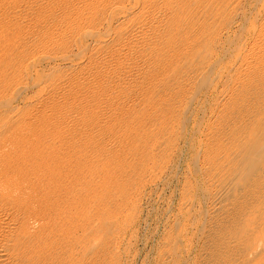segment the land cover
Instances as JSON below:
<instances>
[{"label": "rangeland", "instance_id": "rangeland-1", "mask_svg": "<svg viewBox=\"0 0 264 264\" xmlns=\"http://www.w3.org/2000/svg\"><path fill=\"white\" fill-rule=\"evenodd\" d=\"M36 1H32L38 13L33 10L31 16L30 77L20 78L18 65L7 102L0 104V172H8L2 173L0 185L5 186L0 192L6 186L10 191L16 187L22 197L21 204L12 195V203L8 195L14 191L1 193L6 198L0 203L9 202V207L0 204V264H264V236L255 226L256 217L249 221L251 226L235 225L246 206L240 201L259 199L244 189L229 193L230 198L213 207L219 193L215 190L223 185L218 181L228 177V168L238 167V162L228 155L210 161L219 148L225 152L246 145L248 123L253 131L264 124V0H210L221 2L213 12L203 10L206 0ZM124 8L137 13L134 10V17L122 20ZM42 9L45 13L39 12ZM112 9L114 14L120 10L117 16ZM199 9L203 12L198 19ZM37 21L44 23L39 26ZM47 22L53 23L51 28ZM83 29L96 30L93 36H102L104 43L97 46L86 34L79 46L77 37ZM137 29L142 31L136 33ZM204 70L207 78L199 80ZM6 80L0 83L7 84ZM6 147L19 151L14 154ZM18 161L23 171L15 169ZM258 172L248 175L250 181L264 186ZM21 188L31 191V197ZM24 195L35 201L28 205ZM25 204L32 209L24 213ZM226 209L228 215L213 222L216 211ZM11 213L18 218L9 217ZM33 215L49 220L40 219L48 225L34 231L41 241L30 232L33 237L25 235L31 240L23 236ZM15 230L23 234L18 238L24 237L23 245L15 242ZM11 232L15 241L7 237ZM250 233L262 241L248 256L236 247ZM44 243L47 249L41 250ZM23 246H31L23 249L29 253L26 256ZM34 252L39 257L32 256Z\"/></svg>", "mask_w": 264, "mask_h": 264}, {"label": "bare ground", "instance_id": "bare-ground-1", "mask_svg": "<svg viewBox=\"0 0 264 264\" xmlns=\"http://www.w3.org/2000/svg\"><path fill=\"white\" fill-rule=\"evenodd\" d=\"M32 1H35V2H37L36 0H0V81H3V79H8V81L6 80V82H7V84H4V83H0V104H2L4 101H6V97H7V95L9 94V92L11 91L10 89V87H11V85H12V83H11V81H10V79H11V77H14L15 76V74H16V71H17V67H18V65H20L19 66V69H20V78H25V80H27L29 77H30V56H29V52H30V50H31V41L33 40H31V33L34 31H32L31 32V30L33 29H31V26H33V25H31V21H32V19H31V16H33L32 15V13H33V10H34V12H36V13H38V10H36V9H38V8H36V9H34L33 8V6H35L34 4H36V3H34L33 5H32ZM42 1V0H41ZM40 1V2H41ZM48 1V0H47ZM85 1V0H84ZM100 1V0H99ZM103 1V0H102ZM108 1V0H107ZM111 1V0H110ZM155 1V0H154ZM213 1V0H212ZM211 1V2H212ZM214 1H217V0H214ZM230 1H232V0H230ZM47 3L46 2V0H44V1H42V3ZM138 2V1H137ZM206 2L207 3H205L204 1H203V4L201 3V5H202V7H203V10H205L206 12L207 11H212L213 12V10H216V9H218L220 6H221V2L220 3H218V4H214V3H208V2H210V0L209 1H207L206 0ZM218 2V1H217ZM217 2H215V3H217ZM90 3H91V1H90ZM102 3V2H101ZM107 3V2H106ZM105 3V4H106ZM223 3V2H222ZM232 3V2H231ZM230 3V4H231ZM233 3L234 4H236L237 2H235V1H233ZM232 3V4H233ZM38 5H39V2L37 3ZM88 4V3H87ZM95 5H96V3H94ZM146 4V3H145ZM150 4V3H149ZM154 4V3H153ZM37 5V6H38ZM102 5V4H101ZM104 5V4H103ZM102 5V6H103ZM157 5V4H156ZM218 5H220L219 7H218ZM36 6V7H37ZM97 6V5H96ZM106 6V5H105ZM107 6H109V5H107ZM114 6V5H113ZM143 6V5H142ZM39 7V6H38ZM153 7V6H152ZM218 7V8H217ZM224 7V6H223ZM94 8V7H93ZM121 8V7H120ZM154 8H155V6H154ZM221 8V7H220ZM39 9H41V7H39ZM50 9V8H49ZM53 9V8H52ZM85 9V8H84ZM111 9V8H110ZM115 9H117V7L115 8ZM125 9V14H124V17L123 16H121V18H122V20L124 19V20H126L127 18H129V17H131L132 15H135L134 13H135V9H126V8H124ZM137 9V8H136ZM87 10V9H86ZM102 10V9H101ZM113 10V9H112ZM111 10V13L112 14H114L113 12H115L114 10L112 11ZM135 10V11H134ZM149 10V9H148ZM148 10H147V12H148ZM154 10V9H153ZM158 10V9H157ZM185 10H188V12L186 11V13H188L189 14V10L190 9H185ZM200 10V9H199ZM199 10H197V12L199 11ZM203 10H200L198 13H197V15L195 14V12H194V14L198 17V19L200 18V12L202 11L203 12ZM57 11H59L58 10V8H57ZM57 11H55L54 13H56ZM107 11H109V9L107 10ZM117 11H120V10H117ZM117 11H116V13H117ZM158 11H160V10H158ZM192 11H194V10H192ZM191 11V12H192ZM204 11V12H205ZM40 13H42L43 12V9L42 10H40L39 11ZM87 12V11H86ZM157 12V11H156ZM161 12V11H160ZM160 12H157V13H160ZM183 12V11H182ZM201 12V13H202ZM39 13V14H40ZM43 13H45V12H43ZM103 13V12H102ZM116 13L114 14L115 16H117L116 15ZM122 13V12H121ZM136 13H137V11H136ZM156 13V14H157ZM33 14H35V13H33ZM60 14V13H59ZM104 14V13H103ZM106 14H108V12H106ZM105 14V16H107ZM190 14H192V17H195V16H193L194 14H193V12L192 13H190ZM58 15V14H57ZM110 15V14H109ZM143 15V14H142ZM142 15H141V17H142ZM160 15V14H159ZM203 15H204V13H203ZM206 15V14H205ZM212 15V14H211ZM38 16V17H37ZM39 16L40 17H42L43 16V14H42V16H41V14L40 15H36V17L38 18L37 20H39V22H40V19H39ZM83 16V15H82ZM88 16H89V14H88ZM113 15H111V17H112ZM145 16H146V14H145ZM154 16V15H153ZM156 16H158V15H155V17ZM187 16V15H186ZM201 16H202V14H201ZM44 17H47V16H45L44 15ZM85 17V16H84ZM103 17V16H102ZM132 17H134V16H132ZM138 17V16H137ZM144 17V16H143ZM159 17V16H158ZM161 17V16H160ZM167 17V16H166ZM209 17V16H208ZM35 20H36V18L35 17H33ZM48 18V17H47ZM145 18H147V16L145 17ZM144 18V19H145ZM149 19H150V17H148ZM168 18H169V16H168ZM196 18V17H195ZM46 19V18H45ZM64 19V18H63ZM87 19V18H86ZM139 19H141V21H139V22H144V20L142 21V18H139ZM170 19V18H169ZM49 21V19H46V21ZM148 20V19H147ZM146 20V21H147ZM43 21H45V20H43ZM42 21V22H43ZM46 21H45V23H46ZM51 21V20H50ZM106 21V20H105ZM120 21V20H119ZM135 21V20H134ZM137 21H138V19H137ZM137 21H135V22H137ZM149 21V20H148ZM34 22V21H33ZM38 22V21H37ZM38 22V23H39ZM42 22H41V24L39 25V26H42ZM94 22V21H93ZM133 22V21H132ZM139 22H137V23H139ZM36 23V22H35ZM37 23V24H38ZM44 23V22H43ZM48 23V22H47ZM76 23V22H75ZM80 23V22H79ZM84 23V22H83ZM87 23V22H86ZM130 23V22H129ZM190 23V22H189ZM50 23H48V25H49ZM53 24V23H52ZM52 24H50L48 27H52ZM72 24V23H71ZM74 24V23H73ZM126 24H127V22H126ZM159 24V23H158ZM47 25V24H46ZM79 25V24H78ZM136 25V24H135ZM144 25V24H143ZM54 26H56V24L54 25ZM92 26V25H91ZM131 26V25H130ZM134 26V25H133ZM43 27H45V25L43 26ZM47 27V26H46ZM47 27V28H48ZM63 27V26H62ZM66 27V26H65ZM78 27V26H77ZM83 27V26H82ZM138 28H139V26H137ZM137 27H135L134 26V28H137ZM140 27H141V25H140ZM188 27V26H187ZM36 28H38L39 29V27L37 26ZM41 29H42V27H40ZM47 28H45V29H47ZM123 28V27H122ZM68 29V28H67ZM115 29V28H114ZM42 30H44V29H42ZM48 30V29H47ZM51 31H52V29H50ZM50 30H48V31H50ZM57 30V29H56ZM91 30V29H90ZM90 30H85V29H83L82 30V32H81V34H79V37H77V38H79V41H77L78 42V44H79V46H81V40H80V37L81 36H83L84 37V35H86V34H88V36L89 37H93L92 39L94 40V44H97V46H98V44H101L102 45V43H104V41H105V38H103L102 36H93V34H95L94 32H96V30L95 31H90ZM133 30V29H132ZM136 30V29H135ZM135 30H133L134 31V35H135ZM139 29H137V31H138ZM141 30V29H140ZM140 30L137 32L136 31V33H140ZM39 31H40V29H39ZM50 31V32H51ZM55 31V30H54ZM71 31V30H70ZM142 31V30H141ZM42 32V31H41ZM45 32V31H44ZM44 32H42L43 34H42V36L43 35H45L44 34ZM47 32V31H46ZM119 32V31H118ZM126 32H128V34L130 35V30H128V31H126ZM132 32V31H131ZM63 33V32H62ZM116 33V32H115ZM123 32H121V34H119V35H123L122 34ZM59 34V33H58ZM64 34V33H63ZM127 34V33H126ZM126 34H125V36H126ZM127 34V35H128ZM264 34V33H263ZM33 35V34H32ZM49 35V34H48ZM48 35H46V36H48ZM65 35V34H64ZM63 35V36H64ZM107 35H108V33H107ZM149 35V34H148ZM45 36V37H46ZM62 36V35H61ZM131 36L133 37V35H132V33H131ZM131 36H129V37H131ZM41 37V36H40ZM44 37V36H43ZM83 37H81V38H83ZM123 37V36H122ZM126 37H128V36H126ZM128 37V38H129ZM32 38H33V36H32ZM48 38H50V35H49V37ZM144 39H145V37H143ZM40 39V38H39ZM44 39V41H45V38H43ZM42 39V40H43ZM135 39V38H134ZM140 39V38H139ZM148 39V38H147ZM146 40V39H145ZM188 40V39H187ZM44 41H42L43 43H44ZM47 41V40H46ZM33 42V41H32ZM36 42H38V41H36ZM40 42H41V40H40ZM41 42V43H42ZM83 42V41H82ZM123 42V41H122ZM146 42H148V41H146ZM43 43H42V45H43ZM47 43H48V41H47ZM52 43V42H51ZM93 43V42H92ZM186 43V42H185ZM139 44V43H138ZM76 45H77V43H76ZM130 46V45H129ZM102 47V46H101ZM126 47V46H125ZM141 47V46H140ZM154 47V46H153ZM152 47V48H153ZM114 48V47H113ZM82 49V48H81ZM118 49V48H117ZM186 49V48H185ZM18 50H21L22 52H20V53H18ZM86 50V49H85ZM92 50H94V49H92ZM91 50V51H92ZM119 50V49H118ZM121 50V49H120ZM97 51V50H96ZM117 51V50H116ZM122 51H125V49L123 50V48H122V50H121V52ZM97 53V52H96ZM125 53V55H126V52H124ZM124 53H122L123 55H124ZM176 53V52H175ZM85 54V53H84ZM118 54H120V52H118ZM118 54H117V57H118ZM121 54V55H122ZM128 54V53H127ZM171 55H174V54H171ZM58 57V56H57ZM89 57L90 56H88L87 58L89 59ZM121 57V56H120ZM172 57V56H171ZM174 57V56H173ZM104 58V57H103ZM122 58L123 59H125L123 56H122ZM136 58V57H135ZM21 59V60H20ZM108 59V58H107ZM19 60H20V62H19ZM83 61V60H82ZM185 61V60H184ZM80 62V61H79ZM78 62V63H79ZM148 62V61H147ZM170 62H171V60H170ZM83 63V62H82ZM95 63V62H94ZM105 63V62H104ZM110 63V62H109ZM108 63V64H109ZM81 64V63H80ZM85 64V63H84ZM114 64V63H113ZM78 65V64H77ZM88 65V64H87ZM107 65V64H106ZM121 65V64H120ZM127 65V64H126ZM33 67V66H32ZM84 67V66H83ZM203 67V66H202ZM111 69V68H110ZM206 69V68H205ZM158 70V69H157ZM192 72H193V70H192ZM195 72H196V70H195ZM200 72V71H199ZM198 72V73H199ZM201 72H203L202 74H200V76H199V80H200V78L201 79H203V81H204V78H207V77H205V74H204V72H205V70L204 71H201ZM200 72V73H201ZM71 73V72H70ZM206 73V72H205ZM158 74V73H157ZM156 74V75H157ZM207 74V73H206ZM191 75V74H190ZM110 76V75H109ZM207 76V75H206ZM78 77V76H77ZM188 77V76H187ZM2 79V80H1ZM100 81V80H99ZM181 81V80H180ZM183 81V80H182ZM202 81V82H203ZM250 81V80H249ZM5 82V81H4ZM5 82V83H6ZM247 82H248V80H247ZM181 83V82H180ZM245 83V82H244ZM100 84V83H99ZM207 84H208V82H207ZM15 85V84H14ZM73 85V84H72ZM203 85V84H202ZM243 86H244V84H243ZM21 87V86H20ZM64 88V87H63ZM157 89V88H156ZM182 89V88H181ZM251 89V88H250ZM13 90H15L14 88H13ZM249 92V91H248ZM12 93H14V92H12ZM249 94V93H248ZM185 96V95H184ZM187 96V95H186ZM8 97H10V96H8ZM252 97V96H251ZM25 98V97H24ZM192 98V97H191ZM61 101V100H60ZM7 102V101H6ZM157 102H158V100H157ZM5 103V102H4ZM10 105V104H9ZM2 106V105H1ZM155 106V105H154ZM4 107V106H3ZM2 108V107H1ZM0 108V109H1ZM7 109L9 108V106H7L6 107ZM4 110H5V108H3ZM236 116V115H235ZM10 118V117H9ZM112 118V117H111ZM239 121V120H238ZM243 121V120H242ZM17 122V121H16ZM242 125V124H241ZM255 125V123L252 125L251 124V128H253V126ZM256 126H257V124H256ZM245 128L247 129V131H246V134H245V136H243V139H244V142L246 143V145L244 144V145H242L241 144V146L240 147H236L235 149L233 148V150L232 151H223V148H219V154L218 155H216V154H214V155H211L210 156V161H216L217 159H219L220 157H222V156H229V157H232L231 159H232V161H235V159H237L236 161L238 162V167L236 166L235 168L233 167V168H231V169H229L228 168V177H225L226 175L223 173L224 172V170H223V172H222V174H224L225 176H223V177H225V178H223V179H225V182L223 181V179L222 180H219L218 182H223L222 184L223 185H221V186H218V184H220V183H218L217 185H215V186H218L219 187V190H215V188H214V190L217 192V191H219V193H218V195L216 196V198H214L215 200H214V202H213V207H216L219 203H221V205H222V202H223V200H225L226 198L228 199V198H230V194L232 193V192H237V193H239V191H241V190H246L247 189V191H250V193H252V194H254L256 197H257V200L259 201H257V202H253L251 199L250 200H248L249 198H243L242 199V201H240V204H241V202L244 204V205H246L245 206V208L243 209V212L241 213V218L238 220V221H236L235 219H233V221L235 220L236 221V223H235V225L237 226V227H241L242 226V224L243 225H246V226H251L252 225V222L249 224V221L253 218V217H256L254 220V222H255V226L256 227H259V229L261 230V233H262V236H264L263 234H264V186H260V184L259 185H257V184H253L251 181H252V178L250 179V176H248V175H251V173L252 172H254V170L256 171V169L257 170H259V172L258 173H260L259 175H261V181H263L264 180V176H263V174H264V129H263V132H261L262 134H258V132L260 131V130H262L261 128H264V124L261 126V125H259V127H255L254 126V128H256L257 130H255V131H253V130H248V128H249V123H248V125L247 126H245ZM253 128V129H254ZM2 130V129H1ZM18 130V129H17ZM12 131V130H11ZM2 132V131H1ZM1 132H0V135H1ZM6 132V131H5ZM19 133V132H18ZM15 134V133H14ZM3 136H4V134H2ZM244 135V134H243ZM26 137V136H25ZM242 139V140H243ZM248 140V142H246ZM9 143V142H8ZM10 144V143H9ZM247 144H249L248 146H247ZM6 145V144H5ZM27 145V144H26ZM7 146V145H6ZM9 147H12L13 148V146H11V145H8ZM28 146V145H27ZM6 148H8V147H6ZM12 148H11V150H12ZM18 148V147H17ZM6 151H7V149H5ZM11 150H9V148H8V151H11ZM231 150V149H230ZM6 152V153H8L9 155H13V153H14V151L12 150L11 152H13V153H9V152ZM17 151H19V149L17 150ZM16 151V153H18ZM227 152V153H226ZM2 153V152H1ZM16 153H14V154H16ZM36 155V154H35ZM48 155V154H47ZM239 155H242L241 157L239 156ZM38 156V155H37ZM14 157H15V155H14ZM209 157V156H208ZM9 157L7 156V160H10L11 158H9ZM39 158V157H38ZM223 160V159H222ZM221 160V161H222ZM224 160H226V159H224ZM11 161V160H10ZM17 161V159H15L14 158V162H16ZM231 161V162H232ZM1 162V161H0ZM12 162H13V160H12ZM21 162V161H20ZM19 161H18V164L20 163ZM23 162V161H22ZM227 164H228V161H225ZM236 162V163H237ZM6 163V162H5ZM17 163V162H16ZM37 163V162H36ZM225 163V164H226ZM230 163V162H229ZM12 164H15V163H12ZM18 164H17V166H15V167H13V169L15 168V169H20V170H22L21 169V164H19V166H20V168L18 167ZM225 164H224V166H225ZM25 165V164H24ZM236 165V164H235ZM1 166V165H0ZM13 166V165H12ZM219 166H222V164L221 165H219ZM18 167V168H17ZM24 167V166H23ZM218 167V166H217ZM228 167H231V166H228ZM10 168V167H9ZM219 169V168H218ZM221 169V168H220ZM4 170V169H3ZM6 170V169H5ZM4 170V171H5ZM226 170H227V167H226ZM23 171V170H22ZM21 171V172H22ZM214 171V170H213ZM25 172V171H24ZM22 173V174H24V176H25V173ZM263 172V173H262ZM1 173V178L0 179H2L4 176H3V174L2 173H4L3 171H1L0 172ZM6 173H8V172H6ZM6 173H4V175L6 174ZM19 173V172H18ZM216 173H217V171H216ZM10 174V173H9ZM17 174V173H16ZM14 175V174H13ZM211 175H212V172H211ZM218 175V174H217ZM255 175V174H254ZM258 175V176H259ZM7 176H8V174H7ZM215 176H216V174H215ZM13 176H11L10 178H12ZM16 177V176H15ZM214 177V176H213ZM247 178V180H246V182H245V180L243 179V178ZM221 178V177H220ZM220 178H218V179H220ZM258 177H256V181L257 180H259V179H257ZM6 179L7 178H5V181H6ZM16 179H17V177H16ZM23 179V178H22ZM210 179H212V178H210ZM226 179H228V181L226 180ZM12 181H15V182H17L16 180H13V179H11ZM20 180V179H19ZM18 180V181H19ZM213 180V179H212ZM251 180V181H250ZM254 180V179H253ZM260 180L258 181L259 183H260ZM3 181H4V179H3ZM7 181H9L8 179H7ZM4 182V183H8V182ZM21 181V180H20ZM214 181H215V179H214ZM242 181V182H241ZM15 182H13V183H15ZM24 181H22L21 182V184L23 183ZM36 182V181H35ZM0 183H3V182H1L0 181ZM18 183V182H17ZM213 183H217V182H212L211 183V185L213 184ZM257 183V182H256ZM11 185V184H10ZM63 185V184H62ZM257 185V186H256ZM2 186H3V184H2ZM5 186V185H4ZM4 186L3 187H1V185H0V187L1 188H4ZM29 186H31V185H29ZM8 187H9V185H8ZM13 187H15V186H13ZM21 187H22V185H21ZM25 187V186H24ZM66 187V186H65ZM218 187H217V189H218ZM0 188V189H1ZM11 188V187H10ZM20 188V187H19ZM33 188V187H32ZM9 190V188H7V186H6V188L4 189V191L5 190ZM12 189V188H11ZM18 189V188H17ZM17 189H16V187H15V190H11L12 192H13V194H11V196L10 195H8L7 194V191H6V194L5 193H3V192H0V195H1V193H3V194H5L6 196L8 195V199L10 198V199H12L11 197H12V195H13V200L15 199V202H16V200H21V198L18 196L19 194H18V191H17ZM24 189L25 188H23V190H22V188H21V190L22 191H24ZM1 190H3V189H1ZM20 190V189H19ZM30 190H32L31 188H30ZM10 191V190H9ZM10 191V192H11ZM25 191H27L26 189H25ZM24 191V193L26 194V192ZM75 191V190H74ZM246 191V192H247ZM11 192V193H12ZM20 192V191H19ZM28 192H30L31 193V191H27V193ZM33 192H34V190H33ZM214 192V191H213ZM23 192H22V194H24ZM30 193H28L29 194V196L31 195ZM72 193V192H71ZM75 193V192H74ZM230 193V194H229ZM241 193V192H240ZM3 194L1 195V197L0 198H3L4 197V199H2V200H5V198H6V196L4 195L3 196ZM10 194V193H9ZM27 194V195H28ZM33 194V193H32ZM34 195V194H33ZM212 195H215V193H213ZM29 196H25L24 195V197H29ZM35 196H37V193H35ZM70 196V195H69ZM31 197V196H30ZM34 197V196H33ZM46 197V196H45ZM250 198H253L252 196L250 197ZM260 198L262 199V200H260ZM7 199V200H8ZM10 199L8 200V201H10ZM31 199V198H30ZM61 199V198H60ZM213 199V198H212ZM254 199H256V198H254ZM1 200V201H2ZM6 200V201H7ZM13 200H11L12 201V203H14L13 202ZM27 201H28V205H29V202H33V200H34V198H33V200L31 199L30 201H29V198L28 199H26ZM25 200V201H26ZM5 201V202H6ZM7 201V202H8ZM10 201V202H11ZM18 201V203H21L22 201H20L19 202ZM23 201H24V199H23ZM35 201V200H34ZM210 201V200H209ZM249 201H252L254 204L252 205L251 204V202H249ZM38 202V201H37ZM12 203L10 204V206L12 205ZM17 203V202H16ZM27 203V202H26ZM31 203H30V205H31ZM211 203H212V201H211ZM1 204V203H0ZM6 204V203H5ZM4 201H3V204H1L3 207H4ZM9 204V202L6 204V206ZM22 204V203H21ZM35 203H33L32 205H34ZM38 204V203H37ZM225 204V203H224ZM1 205H0V208H2L1 207ZM26 206V204H25V208H26V210L25 209H23V211H24V213H25V211H27V209L30 207V206ZM31 205V206H32ZM12 206H14V204L12 205ZM19 206V205H18ZM22 206V205H21ZM21 206H19V208L18 209H21L20 207ZM45 206V205H44ZM71 206V205H70ZM212 206V205H211ZM224 206V205H223ZM8 207H9V205H8ZM23 207V206H22ZM33 207V206H32ZM32 207H30L31 209H32ZM243 207V206H242ZM5 208V207H4ZM13 210H14V208L16 209L17 208V206H14V208L13 207H11ZM24 208V207H23ZM211 208V207H210ZM225 208V207H224ZM224 208H221L222 210L224 209ZM227 208V207H226ZM3 209V208H2ZM8 209V208H7ZM6 209V210H7ZM30 209V210H31ZM1 210V209H0ZM6 210H2V211H6ZM17 210V209H16ZM22 210V209H21ZM21 210H19V211H21ZM218 210H220V208L218 209ZM218 210L216 211V212H214V213H216L217 215H215L214 213V216H212V217H215L216 216V218L214 219V221L213 222H215V220H217V219H220V218H224V217H222L224 214H225V216H226V214L228 215V213L230 212L229 210L227 211V209H226V211H221L220 213H218ZM10 211V210H9ZM23 211H22V213H23ZM240 211H242V208H241V210ZM240 211H239V213H240ZM6 212H8V210L6 211ZM17 212V211H16ZM30 213L31 212H33L32 210L31 211H29ZM29 212H28V214H29ZM236 212V211H235ZM5 213V212H4ZM18 213H21V212H18ZM53 213V212H52ZM65 213V212H64ZM63 212H62V214H64ZM8 214V213H7ZM12 214V213H11ZM27 214V215H28ZM32 214H34V213H32ZM32 214H30L31 215V217H32ZM62 214H60V215H62ZM3 215V214H2ZM30 215H28V216H30ZM59 215V216H60ZM5 216V215H4ZM14 216V213L12 214V216H10V214H9V217H13ZM21 216V215H20ZM19 216V217H20ZM24 216H25V214H24ZM58 216V215H57ZM258 216H259V218H258ZM14 217H17L18 218V216H14ZM27 217V216H26ZM35 216L33 215V220L32 221H28V219H27V222H29L27 225H28V229L25 227V225L24 224H21L22 225V227H23V225H24V227H25V229L27 230L26 232H24L25 230L23 229V230H21V228H20V230L22 231V233L24 234H21V233H16V231H19V230H15V232H13V233H16L15 235L17 236V238H16V236L14 237L13 235V233H12V235H8L7 237H9V239H10V237H14V238H16L17 239V241H15L14 240V238L12 239V241H15V242H17V243H19L20 242V240L21 239H23V238H21L20 240L18 239L19 237H20V235H23V236H25V237H28V236H26L25 234H30V233H32V235L34 236L35 235V237L37 238L39 235L37 234L38 233V231H36V234L38 235V236H36V234L34 233V231L35 230H37V229H39V227L40 226H42V225H45V224H41V222H39V221H43L44 222V219H39V217H36V218H38V220H35L36 218H34ZM71 217V216H70ZM1 218V217H0ZM16 218V219H17ZM23 218V216H21V219ZM25 218V217H24ZM23 218V219H24ZM28 218V217H27ZM227 218V217H226ZM13 219V218H12ZM26 219V218H25ZM231 219V218H230ZM3 220L5 221V220H8V219H4V217H3ZM30 220H31V218H30ZM67 220H69L68 218H67ZM222 220V219H221ZM13 221V220H12ZM19 221V220H18ZM21 222H22V220H20ZM49 221V220H48ZM48 221H45L44 223H48ZM75 221V220H74ZM211 221V219H210V222L213 224V222ZM234 221V222H235ZM14 222L16 223V221L14 220ZM23 222H24V220H23ZM26 222V223H27ZM42 222V223H43ZM207 222V221H206ZM205 222V223H206ZM216 222H218V223H220L219 221H216ZM7 223V222H6ZM15 223H13V224H15ZM17 223H19L20 224V222H17ZM209 223V222H208ZM232 223V225H233V222H231ZM4 224V223H3ZM8 224V223H7ZM1 225V224H0ZM40 225V226H39ZM46 225H48V224H46ZM46 225L45 226H43L44 228L46 227ZM216 225V224H215ZM218 225V224H217ZM235 225H233V226H235ZM239 225V226H238ZM3 226V225H2ZM16 226H18V225H16ZM20 226V225H19ZM210 227V225H207V227ZM4 227V226H3ZM23 227V228H24ZM65 227V226H64ZM206 227V228H207ZM7 227H5V229H6ZM37 228V229H36ZM43 228V229H44ZM3 229V228H2ZM10 229V228H9ZM12 229H16L15 227L13 228L12 227ZM11 229V230H12ZM66 229V228H65ZM41 230H42V227H41ZM32 231V232H31ZM39 231H40V229H39ZM28 232H30V233H28ZM41 232V231H40ZM47 232V231H46ZM6 233V232H5ZM34 233V234H33ZM45 233V232H44ZM19 236H18V235ZM52 234H53V232H52ZM70 234H72V233H70ZM4 235V234H3ZM31 235V234H30ZM29 235V236H30ZM31 235V236H32ZM55 235V234H54ZM69 235V234H68ZM28 237V239L30 238V240L32 239V237ZM22 237V236H21ZM69 237H71L72 239H73V234L72 235H69ZM242 237H243V235H242ZM40 238V236L38 237V239ZM231 238V237H230ZM233 238V237H232ZM10 239V240H11ZM25 239H27V238H25ZM24 239V240H25ZM27 239V240H28ZM38 239H36V240H38ZM62 239V238H61ZM69 239V238H68ZM226 239V238H225ZM259 239V238H258ZM258 239H256V238H253V236H252V234L250 233V234H248V237L243 241V242H241L240 244H238V246H237V242H236V248L237 249H240V250H244V253L245 254H249L248 256H250V255H253L255 252H256V250L258 249V247H257V245H258V242L259 243H261L260 241H262V239H264L263 237H262V239H260V240H258ZM4 240V239H3ZM5 240H6V238H5ZM18 240H19V242H18ZM23 240V241H24ZM27 240H25L26 242H27ZM30 240H28V241H30ZM70 240V239H69ZM233 240H235V239H233ZM243 240V239H242ZM39 241H41L40 239H39ZM228 241V240H227ZM3 242H6V241H3ZM31 242H33V241H31ZM34 242L35 243H38V242H36L35 241V239H34ZM45 242V241H44ZM66 242V241H65ZM70 242H72L71 240H70ZM69 242V243H70ZM16 243V244H17ZM40 243V242H39ZM41 243H43V241L41 242ZM223 243V242H222ZM229 243V242H228ZM2 244V243H1ZM4 244V243H3ZM16 244H14L15 246H16ZM23 244H24V242H23ZM23 244H21V242H20V245H23ZM29 244L30 245H33V244H31L30 242H29ZM29 244H28V242L26 243V245H28L29 246ZM71 244V243H70ZM69 244V245H70ZM226 244V243H225ZM224 244V245H225ZM20 245H18V246H20ZM41 245V244H40ZM229 245V244H228ZM227 245V246H228ZM5 246H6V243H5ZM10 247H12L11 245H9ZM9 246H8V248H9ZM43 246L44 247H42L41 248V250L42 249H47V248H45V243L43 244ZM71 246H72V244H71ZM226 246V247H227ZM232 246V245H231ZM233 246H235L234 244H233ZM17 247V246H16ZM21 247V246H20ZM25 247L26 246H23V248H20V249H24V250H26L25 249ZM34 247V246H33ZM32 247V248H33ZM58 247V246H57ZM69 247V246H68ZM220 247V246H219ZM1 248V247H0ZM19 248V247H18ZM27 249H29V248H31V246L30 247H26ZM35 248H37L38 250H39V247H35ZM230 247H228V249H229ZM231 248H233V247H231ZM231 248H230V251H231ZM235 248V247H234ZM234 248H233V250H234ZM2 249V248H1ZM14 248H12V250H13ZM34 249V248H33ZM33 249H31V250H33ZM36 249V250H37ZM68 249V248H67ZM69 249H72V247L71 248H69ZM220 249H221V247H220ZM223 249V248H222ZM225 249V248H224ZM227 249V248H226ZM227 249V250H228ZM7 250H9V249H7ZM11 250V251H12ZM22 250H20V252L22 251ZM23 250V251H24ZM35 250V251H36ZM37 250V251H38ZM57 250V249H56ZM204 250V249H203ZM10 251V252H11ZM14 251V250H13ZM22 251V252H23ZM34 251V250H33ZM36 251V252H37ZM51 251H53V250H51ZM71 251V250H70ZM73 251V250H72ZM222 251V250H221ZM9 252V253H10ZM15 252V251H14ZM27 252H29V251H27ZM30 252H32V251H30ZM39 252V251H38ZM42 252V254H43V252L44 251H40L39 253H41ZM223 252H224V250H223ZM227 252V251H226ZM16 253V252H15ZM56 253V252H55ZM217 253H218V251H217ZM221 253V252H220ZM228 253V252H227ZM14 254V253H13ZM24 254H25V251H24ZM29 254V253H28ZM28 254H25V256L26 255H28ZM35 254V252L34 253H32L31 255L33 256ZM41 254V255H42ZM223 254V253H222ZM222 254H219V255H221V256H223L224 254H225V252H224V254L222 255ZM241 254V253H240ZM18 255V254H17ZM35 255H38V257H39V255L40 254H35ZM51 255V254H50ZM241 255H243V254H241ZM241 255H240V257H241ZM1 256H3V255H1ZM14 256H16V255H14ZM32 256H28V257H32ZM43 256V255H42ZM248 256H246L247 257V259H249V257ZM9 257V256H8ZM36 257V256H35ZM220 257V256H219ZM227 257V256H226ZM245 257V256H244ZM6 258V257H5ZM23 258V257H22ZM27 258V257H26ZM25 258V259H26ZM205 258H207V257H205ZM221 258V257H220ZM225 258V257H224ZM231 258V257H230ZM238 258V257H237ZM242 258V257H241ZM241 258L239 259V260H241ZM34 259V258H33ZM47 259V258H46ZM235 259V258H234ZM9 260H10V258H9ZM12 260V259H11ZM8 261V260H7ZM21 261H22V259H21ZM26 261V260H25ZM36 261V260H35ZM238 261V260H237ZM243 261V260H242ZM2 262V261H1ZM3 262H5V261H3ZM10 262V261H9ZM25 263V262H24ZM237 263H239V262H237ZM250 263V262H249ZM10 264V263H9ZM13 264V263H12ZM26 264V263H25ZM32 264V263H31ZM35 264V263H34ZM37 264H39V263H37ZM204 264V263H203ZM206 264V263H205ZM218 264V263H217ZM248 264V263H247Z\"/></svg>", "mask_w": 264, "mask_h": 264}]
</instances>
